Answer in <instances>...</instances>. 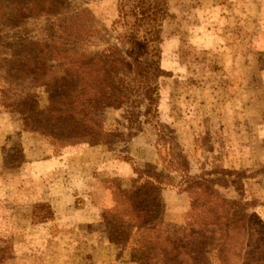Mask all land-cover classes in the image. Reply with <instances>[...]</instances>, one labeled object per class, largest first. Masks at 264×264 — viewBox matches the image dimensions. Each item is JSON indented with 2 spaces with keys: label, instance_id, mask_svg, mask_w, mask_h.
I'll return each mask as SVG.
<instances>
[{
  "label": "rangeland",
  "instance_id": "obj_1",
  "mask_svg": "<svg viewBox=\"0 0 264 264\" xmlns=\"http://www.w3.org/2000/svg\"><path fill=\"white\" fill-rule=\"evenodd\" d=\"M42 1L0 0V264H134L108 240L102 217L114 206V188L129 189L136 168L159 162L156 131L142 125L112 151L78 145L55 152L26 127L22 75L11 55L22 54V40L40 37L48 24L50 17L29 15L33 10L22 17V6ZM48 1L64 16L86 9L104 29L106 45H118V0ZM169 9L160 120L187 154L193 176L230 180L220 192L264 222V0H169ZM34 94L45 110L46 90ZM125 110L100 111L95 123L127 135ZM221 169L241 178L212 174ZM162 196L165 221L185 225L189 195L165 189ZM38 204L51 206L53 220L35 222Z\"/></svg>",
  "mask_w": 264,
  "mask_h": 264
},
{
  "label": "trees",
  "instance_id": "obj_2",
  "mask_svg": "<svg viewBox=\"0 0 264 264\" xmlns=\"http://www.w3.org/2000/svg\"><path fill=\"white\" fill-rule=\"evenodd\" d=\"M118 2L115 46L106 45L104 29L86 9L64 16L48 0L30 9L22 6V17L31 10L29 15L50 17L40 37L22 40V54L11 55L22 75L24 124L47 139L55 152L78 145L112 151L130 142L132 131H141L142 125L156 131L159 162L136 168L129 189L114 188V206L102 217L108 240L128 253L132 263L264 264V222L248 212V204L220 192L230 180L193 176L187 154L160 120L158 81L167 74L161 66V44L163 24L171 16L169 0ZM39 88L48 95L45 110L35 102ZM116 106L126 107L127 135L95 123L98 112ZM212 174L241 178L226 169ZM165 189L189 195L185 225L165 221ZM53 218L50 205L36 206L35 222Z\"/></svg>",
  "mask_w": 264,
  "mask_h": 264
}]
</instances>
